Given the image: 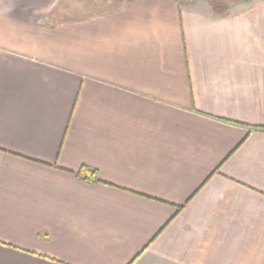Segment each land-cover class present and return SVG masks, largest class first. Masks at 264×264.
I'll return each mask as SVG.
<instances>
[{"label": "crops", "instance_id": "1", "mask_svg": "<svg viewBox=\"0 0 264 264\" xmlns=\"http://www.w3.org/2000/svg\"><path fill=\"white\" fill-rule=\"evenodd\" d=\"M0 264H264V0H0Z\"/></svg>", "mask_w": 264, "mask_h": 264}, {"label": "trees", "instance_id": "2", "mask_svg": "<svg viewBox=\"0 0 264 264\" xmlns=\"http://www.w3.org/2000/svg\"><path fill=\"white\" fill-rule=\"evenodd\" d=\"M182 1H191V0H182ZM215 5L223 6L222 3H214ZM79 180L85 183H104L99 179L97 170L90 168L88 166H83L81 170L77 173L72 172Z\"/></svg>", "mask_w": 264, "mask_h": 264}]
</instances>
